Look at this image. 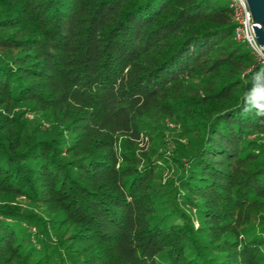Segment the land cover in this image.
<instances>
[{
	"label": "trees",
	"instance_id": "16d2710c",
	"mask_svg": "<svg viewBox=\"0 0 264 264\" xmlns=\"http://www.w3.org/2000/svg\"><path fill=\"white\" fill-rule=\"evenodd\" d=\"M233 30L228 0H0V264H264V65ZM155 114L187 139L167 182Z\"/></svg>",
	"mask_w": 264,
	"mask_h": 264
},
{
	"label": "rangeland",
	"instance_id": "374dc122",
	"mask_svg": "<svg viewBox=\"0 0 264 264\" xmlns=\"http://www.w3.org/2000/svg\"><path fill=\"white\" fill-rule=\"evenodd\" d=\"M22 109H26V117L28 119L27 125L29 130H32L33 127L38 125L44 131H50L53 127V123L50 119H47L39 110H30L27 104H22L20 106ZM148 123L145 124V128L142 129L140 137H138V146L136 147V153L141 158L144 152H149L151 155L157 153H164L166 158H169V163L162 160H159L161 166H165V169H162L160 175L162 177V181L167 182L169 178H172L173 172H171L172 166L169 164L172 163L170 156L173 153V149L177 147L179 142L187 141L186 136L183 134V124L178 119V117H169L164 116L163 114L157 115L155 114L147 120ZM256 138H259L264 141V130L260 131L259 134L254 135ZM123 149V145L120 142L117 143V150L120 151ZM168 163V164H165ZM21 204L27 208L28 210H33L39 215H44L45 219L47 220L49 215L48 211H46L44 206H38L32 203L27 197H19ZM43 221V220H41ZM48 222V220H47ZM51 223V222H49ZM198 221L195 219V225H197ZM49 228L48 236L53 240H58L61 232H57L55 227L50 224L47 225ZM40 228L42 225H38L36 223H32L30 225V234L34 239H36L37 234L47 236L44 232H41ZM11 264H19V261H14Z\"/></svg>",
	"mask_w": 264,
	"mask_h": 264
},
{
	"label": "built area",
	"instance_id": "2783aa9c",
	"mask_svg": "<svg viewBox=\"0 0 264 264\" xmlns=\"http://www.w3.org/2000/svg\"><path fill=\"white\" fill-rule=\"evenodd\" d=\"M234 22L233 37L243 42L252 52L257 62L264 65V42L259 43L253 24L261 26L260 22L253 20L247 0H228Z\"/></svg>",
	"mask_w": 264,
	"mask_h": 264
},
{
	"label": "water",
	"instance_id": "95a60500",
	"mask_svg": "<svg viewBox=\"0 0 264 264\" xmlns=\"http://www.w3.org/2000/svg\"><path fill=\"white\" fill-rule=\"evenodd\" d=\"M250 11L252 13L253 20L260 22L261 26L258 24H253L257 39L260 44L263 45L264 42V0H247Z\"/></svg>",
	"mask_w": 264,
	"mask_h": 264
}]
</instances>
